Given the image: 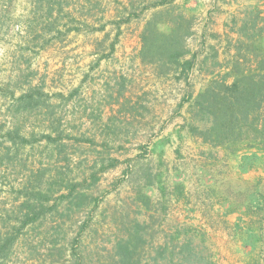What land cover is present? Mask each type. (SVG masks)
Masks as SVG:
<instances>
[{
	"label": "rangeland",
	"instance_id": "374dc122",
	"mask_svg": "<svg viewBox=\"0 0 264 264\" xmlns=\"http://www.w3.org/2000/svg\"><path fill=\"white\" fill-rule=\"evenodd\" d=\"M160 1L50 0L56 34L32 0H0V239L19 223L25 186L56 204L0 264H115L114 242L136 223L142 258L191 239L215 264H264V171H240L189 132L197 93L231 82L241 55L245 69L264 61V0ZM155 14L161 30L189 22L184 74L139 56ZM8 129L28 142L11 145ZM61 179L98 202L54 200Z\"/></svg>",
	"mask_w": 264,
	"mask_h": 264
},
{
	"label": "trees",
	"instance_id": "16d2710c",
	"mask_svg": "<svg viewBox=\"0 0 264 264\" xmlns=\"http://www.w3.org/2000/svg\"><path fill=\"white\" fill-rule=\"evenodd\" d=\"M164 2L166 0L160 1ZM32 3L34 5L32 12L39 8L45 9L47 30L61 34L62 31L53 24L55 19H51L53 7L50 0H32ZM158 23L156 14L146 22L141 33L140 58L145 62L156 63L162 69H166L168 64H179L180 72L184 74V71L193 64L192 59L180 62L187 51L183 41L189 33V22L181 17L165 30H161ZM73 29L79 30L77 27H68L67 31ZM50 38L52 37H48L47 41ZM241 56L243 59L236 58L230 67L228 74L233 76L231 82H226L225 79L212 80L194 97L191 110L193 125L189 127V132L213 148L224 151V156L234 159L240 171L246 172L249 169L264 171V61L254 69L250 67L245 69L244 62L247 57ZM31 96L30 92L24 93L16 100ZM6 135L11 145L17 144V138L20 142H28L17 129H8ZM44 137L51 138L49 135ZM92 178L94 183L96 177ZM47 184L52 186L50 181ZM82 184L81 181L69 182L67 179H61L55 190L56 193H61L54 200L61 198L72 202L74 199H80L82 201L77 203L78 206L97 203L96 197L83 190H76ZM40 185L39 183L21 189L25 196L19 205L21 213L19 223L4 232L0 239V256L12 247L24 228L55 209V201L49 204L54 193L50 189H41ZM236 210L237 208H233L232 205L226 213ZM140 226L136 223L134 230H129L114 242L115 264H215L207 254L206 248L191 239L180 243L165 242L154 248L152 256L142 258L145 242L140 233Z\"/></svg>",
	"mask_w": 264,
	"mask_h": 264
},
{
	"label": "crops",
	"instance_id": "0c3cea01",
	"mask_svg": "<svg viewBox=\"0 0 264 264\" xmlns=\"http://www.w3.org/2000/svg\"><path fill=\"white\" fill-rule=\"evenodd\" d=\"M198 1H199V2H198ZM198 1H197V4H200V3H201V0H198ZM236 211H238V210H236Z\"/></svg>",
	"mask_w": 264,
	"mask_h": 264
}]
</instances>
